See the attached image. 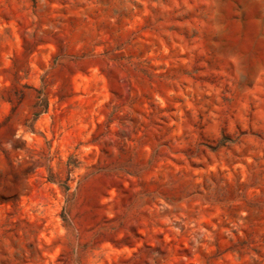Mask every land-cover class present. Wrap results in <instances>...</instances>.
<instances>
[{"label": "rangeland", "instance_id": "rangeland-1", "mask_svg": "<svg viewBox=\"0 0 264 264\" xmlns=\"http://www.w3.org/2000/svg\"><path fill=\"white\" fill-rule=\"evenodd\" d=\"M0 264H264V0H0Z\"/></svg>", "mask_w": 264, "mask_h": 264}]
</instances>
